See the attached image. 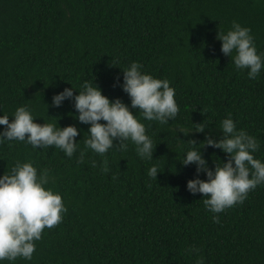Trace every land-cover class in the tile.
Segmentation results:
<instances>
[{
  "label": "trees",
  "instance_id": "obj_1",
  "mask_svg": "<svg viewBox=\"0 0 264 264\" xmlns=\"http://www.w3.org/2000/svg\"><path fill=\"white\" fill-rule=\"evenodd\" d=\"M233 20L251 29L264 53V0H0V114L11 121L25 105L37 123L81 130L72 157L54 146L0 143V174L30 160L67 209L42 231L30 260L0 264H195L198 256L204 264H264V183L242 203L212 213L200 193L186 189L195 165L180 162L194 146L188 140L219 137L229 113L238 129L256 137L253 155L264 161V69L248 78L216 39ZM132 61L175 89L178 113L167 123L130 109L153 140L152 159L140 158L130 141L126 150L103 156L85 149L89 125L76 119L72 101L51 104L65 87L73 86L75 95L83 81L93 80L102 94L130 105L114 80L122 82ZM201 122L203 132L190 131ZM201 151L210 168L227 158L219 148ZM153 164L156 179L147 175Z\"/></svg>",
  "mask_w": 264,
  "mask_h": 264
},
{
  "label": "clouds",
  "instance_id": "obj_2",
  "mask_svg": "<svg viewBox=\"0 0 264 264\" xmlns=\"http://www.w3.org/2000/svg\"><path fill=\"white\" fill-rule=\"evenodd\" d=\"M216 39L221 42V52L231 57L236 69L248 70V78H257L264 69V53L257 51L249 27L233 20L227 31L217 32ZM122 72V82L117 77L114 86L119 85L127 93L130 105L119 97L110 99L102 94L93 80L83 81L75 95L73 86L65 87L52 96L51 104L58 107L65 99L72 101L76 119L89 125L88 135L83 138L85 149L103 156L109 149L126 150L130 141L140 158L152 159L153 140L145 124L130 109L138 110L145 120L167 123L178 113L175 89L167 78H157L143 71L137 61H132ZM11 116L10 121L8 114H0V125L4 126L0 128V143L23 141L33 148L54 146L68 157L77 152L75 137L81 130L76 125L61 127L57 121L37 123L25 105L18 106ZM206 127L202 122L196 123L190 131L203 132ZM218 129L219 137L206 133L199 144L188 140L194 146L184 152L180 161L185 166L195 165V175L186 181V189L192 194L200 193L203 204L212 213L242 203L250 190L264 183V161L253 155L259 148L256 137L243 128L238 129L231 113L221 119ZM205 146L219 148L227 158L221 163L214 162V167L210 168L201 151ZM83 156L84 149H81L77 160H82ZM95 163L92 161L93 166ZM107 170L105 164L102 171ZM158 172L157 165L153 164L147 175L156 179ZM201 172L205 179L200 178ZM46 184V173L38 174L30 160L17 161L8 172L0 174V261L11 262L18 256L30 260L42 231L62 220L67 210L62 196L51 187H45ZM212 220L219 222V216L213 215ZM190 250L199 252L195 246H190ZM195 264H204V258L198 256Z\"/></svg>",
  "mask_w": 264,
  "mask_h": 264
}]
</instances>
